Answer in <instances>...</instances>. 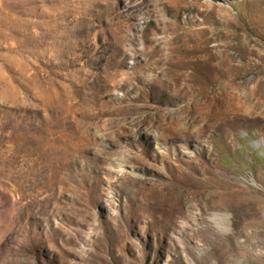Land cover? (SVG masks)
<instances>
[{
	"label": "rangeland",
	"instance_id": "obj_1",
	"mask_svg": "<svg viewBox=\"0 0 264 264\" xmlns=\"http://www.w3.org/2000/svg\"><path fill=\"white\" fill-rule=\"evenodd\" d=\"M0 264H264V0H0Z\"/></svg>",
	"mask_w": 264,
	"mask_h": 264
},
{
	"label": "bare ground",
	"instance_id": "obj_2",
	"mask_svg": "<svg viewBox=\"0 0 264 264\" xmlns=\"http://www.w3.org/2000/svg\"><path fill=\"white\" fill-rule=\"evenodd\" d=\"M222 228V227H221Z\"/></svg>",
	"mask_w": 264,
	"mask_h": 264
}]
</instances>
